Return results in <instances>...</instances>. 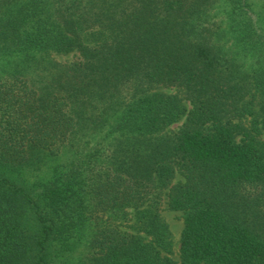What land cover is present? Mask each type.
<instances>
[{
  "label": "trees",
  "instance_id": "trees-1",
  "mask_svg": "<svg viewBox=\"0 0 264 264\" xmlns=\"http://www.w3.org/2000/svg\"><path fill=\"white\" fill-rule=\"evenodd\" d=\"M231 39L238 53L224 49ZM76 51L67 63L53 56ZM33 65L39 80L26 75ZM0 68V264H56L87 207L131 206L149 239L105 225L84 264H264V30L251 0H27L0 17ZM185 116L175 137L159 135ZM106 124L131 144L56 168L38 195L12 177ZM177 170L180 263L162 255L172 239L151 200Z\"/></svg>",
  "mask_w": 264,
  "mask_h": 264
},
{
  "label": "rangeland",
  "instance_id": "rangeland-1",
  "mask_svg": "<svg viewBox=\"0 0 264 264\" xmlns=\"http://www.w3.org/2000/svg\"><path fill=\"white\" fill-rule=\"evenodd\" d=\"M27 0H0V17L5 15L7 11H10L12 8H17L22 5ZM255 13L259 16L260 25L264 30V0H251ZM213 20L216 24L215 28H221V31L226 32L228 30V19L226 14V6L223 2H218V4L212 10ZM226 40V39H225ZM223 40V41H225ZM224 43V42H223ZM224 49L228 50L229 53H238V45L234 42V40H230L228 43L224 45ZM53 56L56 60L60 62H71L77 60L80 56L79 52H71L66 54H57L53 53ZM241 62H245V67L250 62V59L245 56H236ZM21 61L22 56L15 57L13 59L14 62ZM4 65H7V61H2ZM28 72L26 75L32 76L34 79L39 80L42 78V73L37 69L35 65L29 66ZM1 74V68H0ZM41 76H40V75ZM3 75V73L1 74ZM169 92L178 91L176 88H165ZM178 94L181 98H183L184 103L188 109L192 107L191 102L185 96L184 90H179ZM255 108V107H254ZM259 106L257 107L258 110ZM256 110V108H255ZM254 118V116H252ZM186 116L182 119L178 120L167 126L164 130L160 132L159 135L166 137H175L179 133V131L184 127ZM111 123V120L110 122ZM248 123V121H247ZM251 125V123H248ZM96 133L91 131L87 132V135H83L79 140H76L68 145H66L61 151H57L56 153H35L31 158V162L25 165L24 167H19L16 170H12V177L17 180L18 183L24 185L27 189L34 191L38 195L43 185L53 179V175L55 174L56 168H60L65 170L68 166V163L75 160L76 158H87V156L92 151L97 152V156L94 158L96 162H102V158L108 155L111 150L117 148L128 147L131 143H124L123 140L125 138L122 134L118 132L109 133L110 126L106 124L100 128V131L96 130ZM133 135V134H132ZM261 142L264 143V132L258 136ZM127 141V140H125ZM66 164V165H65ZM103 168L100 166L95 173L102 172ZM186 181L185 175L177 170L175 175L171 178L167 185L163 187H155L151 200L158 199L159 202V210L168 224L170 237L172 239V246L170 251L163 250L162 255L165 257H170L175 262H181L180 255V247H181V235L184 229V211L173 210L170 207V190L171 187L177 185L179 182ZM255 199V197H254ZM257 209L261 210L264 213V196L262 195L261 200H258V204L256 205ZM89 207L86 208L85 215L88 214V218L79 222L80 225H77L74 229L75 233L68 237L65 245H57L56 251L58 253V258L56 264H84L86 263L91 255V241L98 229L105 225H111L121 230H130L133 232H138L143 235L145 238L149 239V236L139 230L136 225L134 226V218L136 213L135 207H124L115 212L109 211H95L90 213ZM91 210V209H90ZM251 210V209H250ZM83 211V209H81ZM250 212V211H248ZM30 221H26V226L29 233L34 231V220H32V215H28ZM78 219L75 216L73 221Z\"/></svg>",
  "mask_w": 264,
  "mask_h": 264
}]
</instances>
